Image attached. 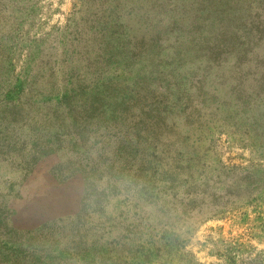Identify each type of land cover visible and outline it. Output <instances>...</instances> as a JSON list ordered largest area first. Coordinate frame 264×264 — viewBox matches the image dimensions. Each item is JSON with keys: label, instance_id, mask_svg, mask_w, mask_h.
I'll use <instances>...</instances> for the list:
<instances>
[{"label": "rangeland", "instance_id": "rangeland-1", "mask_svg": "<svg viewBox=\"0 0 264 264\" xmlns=\"http://www.w3.org/2000/svg\"><path fill=\"white\" fill-rule=\"evenodd\" d=\"M146 250L264 264V0H0V264Z\"/></svg>", "mask_w": 264, "mask_h": 264}, {"label": "trees", "instance_id": "trees-1", "mask_svg": "<svg viewBox=\"0 0 264 264\" xmlns=\"http://www.w3.org/2000/svg\"><path fill=\"white\" fill-rule=\"evenodd\" d=\"M174 151V150H173ZM175 153V152H174ZM147 252H145L144 254H143V251H142V254L141 255H143L144 257H145V259L147 260V262L149 263V264H151V262H152V260L151 259H153V257L154 256H150V251H148V250H146ZM155 252H159V250L158 249H156L155 250ZM158 255V254H157ZM155 256L154 257V261H160V257L159 256ZM172 264H174V262L172 263Z\"/></svg>", "mask_w": 264, "mask_h": 264}]
</instances>
